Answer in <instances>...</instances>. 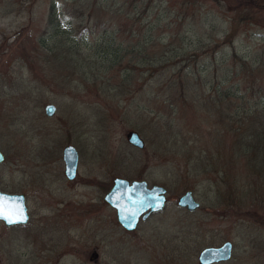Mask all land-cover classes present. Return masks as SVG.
Returning <instances> with one entry per match:
<instances>
[{
	"label": "rangeland",
	"instance_id": "obj_1",
	"mask_svg": "<svg viewBox=\"0 0 264 264\" xmlns=\"http://www.w3.org/2000/svg\"><path fill=\"white\" fill-rule=\"evenodd\" d=\"M0 150L30 213L0 223V264H199L227 240L214 264H264V3L0 0ZM116 177L165 187V208L125 231Z\"/></svg>",
	"mask_w": 264,
	"mask_h": 264
},
{
	"label": "water",
	"instance_id": "obj_2",
	"mask_svg": "<svg viewBox=\"0 0 264 264\" xmlns=\"http://www.w3.org/2000/svg\"><path fill=\"white\" fill-rule=\"evenodd\" d=\"M48 114L54 111L53 105L46 106ZM129 142L139 147H143V140L136 132L129 133ZM64 159L66 161V173L69 177L74 175L77 164V153L72 146H67L64 149ZM3 156L0 152V161ZM165 188L154 185L152 188H147L145 181H129L117 178L114 181V186L105 196V200L117 209L118 220L127 229H132L139 216L145 219L151 212H157L164 208L166 197ZM177 205L186 207L188 210H195L200 203L196 201L190 190L180 195L177 199ZM0 206L9 214L13 222L9 219L0 217L6 225L25 223L27 221V213L24 205L23 195L7 194L0 192ZM232 244L229 241L224 242L218 247H206L199 256L200 264H211L215 262L227 261L231 257Z\"/></svg>",
	"mask_w": 264,
	"mask_h": 264
},
{
	"label": "snow or ice",
	"instance_id": "obj_3",
	"mask_svg": "<svg viewBox=\"0 0 264 264\" xmlns=\"http://www.w3.org/2000/svg\"><path fill=\"white\" fill-rule=\"evenodd\" d=\"M0 217L5 218V219H9V222H13V221L10 219L9 214H7V213L4 211V209H3L2 206H0Z\"/></svg>",
	"mask_w": 264,
	"mask_h": 264
},
{
	"label": "flooded vegetation",
	"instance_id": "obj_4",
	"mask_svg": "<svg viewBox=\"0 0 264 264\" xmlns=\"http://www.w3.org/2000/svg\"><path fill=\"white\" fill-rule=\"evenodd\" d=\"M132 180L142 181V180H144V179H142V178L139 177V178L131 179V180H129V181H132ZM145 181H146V180H145ZM112 183H113V180H112ZM112 183H111V185H112ZM146 183H147V181H146ZM148 186H150V185H148V183H147V187H148ZM110 188H111V186H110ZM110 188H109V189H110ZM109 189H108V190H109ZM151 216H152V215H150L148 218H150ZM148 218H147V219H148ZM140 222H141V221H139V223H140ZM139 223L137 224L136 228L138 227ZM136 228H135V229H136ZM123 229H124V228H123ZM124 230H125V229H124ZM133 231H134V230H133ZM133 231H128V232H133ZM95 256H97V254H94V255H93V257H95Z\"/></svg>",
	"mask_w": 264,
	"mask_h": 264
},
{
	"label": "trees",
	"instance_id": "obj_5",
	"mask_svg": "<svg viewBox=\"0 0 264 264\" xmlns=\"http://www.w3.org/2000/svg\"><path fill=\"white\" fill-rule=\"evenodd\" d=\"M259 1H260V0H255V1L250 0V2L253 3V4H255L256 6H258V4L260 5V2H263V3H264V0H262V1H260V2H259ZM256 2H257L258 4H257Z\"/></svg>",
	"mask_w": 264,
	"mask_h": 264
}]
</instances>
